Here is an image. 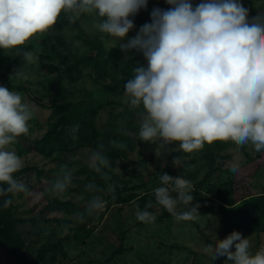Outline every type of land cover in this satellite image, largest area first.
I'll use <instances>...</instances> for the list:
<instances>
[{"label": "clouds", "instance_id": "9594fccd", "mask_svg": "<svg viewBox=\"0 0 264 264\" xmlns=\"http://www.w3.org/2000/svg\"><path fill=\"white\" fill-rule=\"evenodd\" d=\"M165 2L168 9H153L151 22L128 38L135 28L134 17L147 8L148 0H0V49H17L33 35L47 31L62 11L77 17L95 13L103 18L100 32L119 38L121 52L129 55L136 50L146 60L133 68L124 88L129 106L142 105L146 112L139 137L162 150L157 156L174 151L169 149L173 143L185 153L200 150L205 143L228 140L237 145L250 142L256 152L264 150V10L249 17V9L240 0H200L196 5L192 0ZM33 114L19 93L0 86V184L9 185L0 188V195L27 191L13 176L23 166L22 159L6 148L29 132ZM78 128L74 126L72 132ZM108 165L101 153L94 155L92 166L97 172ZM173 166H182L180 156L173 159ZM66 167L51 183L53 195L71 185ZM231 171L236 172L237 166ZM159 179L164 186L154 189L157 203L178 220L191 219L200 205L191 203L190 181L166 173ZM87 189L97 190L94 184ZM180 202L190 206L189 211L176 212ZM11 203L5 200L4 207ZM105 203L93 197L89 214L102 211ZM135 215L144 223L156 219L139 207ZM215 239V244L207 245L212 260L226 257L225 264H264V249L252 254L249 238L240 232Z\"/></svg>", "mask_w": 264, "mask_h": 264}, {"label": "rangeland", "instance_id": "374dc122", "mask_svg": "<svg viewBox=\"0 0 264 264\" xmlns=\"http://www.w3.org/2000/svg\"><path fill=\"white\" fill-rule=\"evenodd\" d=\"M160 1L165 2V0ZM253 1L257 6L264 5V0ZM156 2V0H148L147 6L151 11L159 8ZM198 3H200V0H196L195 5ZM83 15H86V18L80 17L81 15L76 17L68 27L61 31L48 29L47 33L50 36L47 40L48 46L53 47L54 45L58 51L68 52L72 49V46L80 43L77 38L74 39V36L78 33L83 34L85 38L101 36L107 49L119 45V38L100 32L98 24L103 18L95 13ZM136 16L134 17V24ZM136 33L137 29L134 28L128 33V38L134 37ZM42 37H44L43 33H37L24 45L30 43L38 45ZM126 39L124 42H126ZM21 46L17 49H0L2 52L0 54V75L5 72L7 62L13 61L19 54ZM82 48L86 54L89 53L88 45L84 44ZM21 51L23 57L21 60L12 63L9 76L16 78L15 81H10L12 84H17V80L20 78L21 82L28 88L27 91L19 94L22 97V103L28 104L33 109L34 114L28 122L29 132L27 135L31 139H35L41 137L47 131V118L51 113L50 108L43 105L48 103L52 92L42 74L48 73L55 76L58 70L48 72L40 68L37 64L38 57L34 52L26 49ZM29 54L30 58L26 59ZM132 54L133 52L126 56L129 57ZM70 62L72 60H68V63ZM100 64L107 71L104 77L98 76L95 68L90 65L80 66L71 71L66 70L65 64L61 65L63 67L62 76H65L64 83L74 87L78 86L77 90H86L88 94L91 92L94 98L102 101L106 99L114 100L105 104L104 108L95 116L97 126H101L107 120L109 112L114 111L124 113L125 119L120 118L118 120L119 127H122L126 122H129L130 109H136L137 111L132 114V121L127 124L135 145L134 151L127 158L118 160L115 167L116 176L104 188L103 196L95 194L93 197L99 196L103 199L108 194H112L115 184L133 186L147 182V186L151 185L150 177L140 161L144 160L150 170L157 166L160 168L170 166L176 170L178 177L183 176L186 180L194 182L202 179L212 166L216 168L219 164L218 155L220 154H224V163L221 166L225 171H214L211 181L235 180V196L237 198H240L244 193H259L264 190V154L260 158L248 162L247 160L250 157H254L258 153L250 142L245 145H237L230 140L228 145L221 150L213 148V153L208 152L207 157L204 156L206 144L200 150L185 153L178 147V144L173 143L169 146V149H174V151L157 156L156 152L159 155L162 150L154 144L140 140L139 137L140 125L146 118V112L143 110L142 105L139 108L130 107L125 90L120 91L118 94L110 93L105 98L99 92L101 85L125 76L122 67L118 65L114 67L104 62ZM16 72H19V74H16ZM0 86H4L2 79H0ZM9 90L17 91L14 87ZM74 95L78 100L81 99L76 96V92ZM15 144L16 141L14 140L13 143L7 146L6 150L13 152ZM94 155L93 148L88 146L73 149L69 153L56 152L51 158H45L35 152H25L19 155L23 162L21 168L31 166L34 169L29 176L22 173L17 179L26 187L30 186L26 192H15L13 204H16L18 215L34 216L53 200L54 195L49 189L51 183L57 177L63 175L62 166L71 164L65 172H70L72 178L78 180L71 183L72 189L67 194H59L60 202L71 200L74 207L68 209L64 204L58 202L51 207H46L44 213L46 218H56L50 223L59 230L58 233L61 237L69 234L70 237L62 241L64 249L68 250V256H63L64 250H60L55 253L54 258H51L50 251L45 254V261H41L39 264H92L100 261H102L101 264H165L164 261L168 259L172 260V264H225L226 257H218L212 260V251L207 247L208 244H215V236L217 239L223 240L231 233L222 228V222L217 215L209 213L197 216L190 221L178 220L175 216L168 218L162 215L164 208L157 203L155 198V200L149 201V205L152 206V210H149V212L156 217L155 221L152 223L138 221L135 215L137 207L140 210H146L145 207H140L137 204L138 197L143 194L146 186H139L133 190L128 189L126 193L135 192L136 197L134 199L128 203H118L109 209L104 207L102 211L95 212L93 218L90 219L87 210L93 197L91 200L86 197L89 191L87 186L92 182L88 179L87 173L81 171V169L87 165H93ZM179 156L181 157L182 166L174 167L173 159ZM233 165L237 166L236 172H231ZM188 169L191 170L188 171ZM38 171L41 172L38 173ZM122 178H125V181H122ZM103 200L105 201V199ZM210 201V197L207 196L202 197L201 200H196V203L201 206L203 203ZM161 215L163 216L162 219L158 220ZM57 218L69 219V223H62ZM123 230H126L124 237L121 235ZM77 231H81L80 236L76 235ZM45 234H47V231H45ZM30 236L36 238L34 234ZM242 236L249 238L252 254L264 249V232L250 231L242 234ZM44 240V238H41L36 242L31 258L37 255L36 250L45 242ZM121 243L123 244V252H119L106 261ZM172 243L178 244L180 247H170L171 250L169 251V246ZM232 250L234 251V249Z\"/></svg>", "mask_w": 264, "mask_h": 264}, {"label": "trees", "instance_id": "16d2710c", "mask_svg": "<svg viewBox=\"0 0 264 264\" xmlns=\"http://www.w3.org/2000/svg\"><path fill=\"white\" fill-rule=\"evenodd\" d=\"M156 1V4L160 9H168L170 7L166 2L160 0ZM192 3L195 5L196 0H192ZM241 3L244 7L249 9V17L255 16L257 10H264V5L257 6L253 0H241ZM151 12L152 11L148 6L146 9H141L138 12L135 19V28L137 29V32L145 23L151 22ZM76 17L77 16L73 15L71 12L62 11L55 25H53L50 30L61 31L68 27ZM80 17L86 18V15L81 14ZM43 35L44 37L40 39L38 45L31 43L22 45L21 50L26 49L34 52L38 57L37 64L40 68H43L48 72L58 70L55 76L48 73L42 74L52 92L48 103L43 104L44 106H47V108H50L51 111L47 118L48 129L39 138L31 139L27 134L16 138L15 149L13 152H15L17 156L25 152H35L45 158H51L56 152L69 153L76 148L86 146L92 147L95 154L101 153L108 159L109 165L102 168L100 172H97L91 165H87L81 169V171L87 173L88 179L97 189L96 191H88L86 198L91 200L95 194H100L102 197L104 188L107 187L116 176L115 167L118 160L121 158H127L135 149L127 124L132 121V114L137 110L130 109L129 112L131 114L128 118L129 122H126L122 127H119L118 120L120 118L125 119V115L123 112L114 111H110L107 120H105L101 126H97L95 116L104 108L105 104L111 103L114 100L106 99L105 101H102L94 98L91 92L88 94L86 90H77L78 86L74 87L70 86L68 83H64L65 76H62L61 71L63 67L61 65L65 64L67 71L77 69L80 66L90 65L95 68L98 76L102 77L106 76L107 71L101 67L100 63L104 62L111 64L114 67H117V65L121 66L125 76L120 79H113L112 82L101 85L99 88V92L105 98L110 95V93L118 94L120 91H124V85L134 74L133 68L137 64H146V60L142 53L137 52L136 50L132 51L133 54L131 56H126L125 53L120 51L119 45L107 49L103 38L99 35L93 38H85L83 34H76L74 39L77 38L80 43L72 46V49L68 52L58 51L54 45L53 47L48 46L47 40L50 36L47 31L43 32ZM84 44L88 45L89 53L87 54L82 48V46L84 47ZM21 50L13 61L7 62L5 72L0 75L4 87H7L8 89L14 87L18 93H23L24 91H27L28 88L21 82L20 78H18L19 80H17V84H12L16 78H11L9 76V70L14 61L22 59L23 54ZM0 54H2L1 51ZM68 60H72V62L68 63ZM29 71L31 72V70ZM75 92L77 93L76 96L79 99L81 98L80 100L75 98ZM76 125H79V128L73 133L72 129ZM74 136L75 138H73ZM228 141H215L212 144L205 143L206 151L204 152V156L207 157L208 152L213 153V148H216V150L223 149L228 145ZM262 154H264V150L258 152L254 157H250L247 161L252 162L253 160L260 158ZM223 161L224 154L218 155L219 164L216 168L212 166L202 179L190 182V194L194 197V200L191 203L196 204V200H201L202 197L207 196L210 197L211 201L203 203L198 208V212L192 214L191 219L183 221H190L197 216L210 213L219 217V220L222 222V228L225 231H238L241 234L250 231H255L257 233L264 232V190L259 193H244L240 198H237L235 196V180H224L221 182L211 181V178H213L212 173H214V171L224 170L223 166H221L224 163ZM59 162L62 164L61 161ZM140 164L144 166L147 175L150 177L151 185L147 186V182L133 186H128L127 184H115L113 193L103 197L106 202V209H109L111 206H115L118 203H128L130 200L134 199L136 197L135 192L132 191V193H126L128 189L133 190L139 186H146L143 194L138 197L137 204L140 207H145L147 211L152 210L149 201L155 200L154 189L164 186L160 182L159 175L166 173L173 178L178 177L176 170L170 166H166L165 168L157 166L153 170H150V168L146 166L144 160L142 162L140 161ZM65 166L67 167L64 171H67L71 164H66ZM33 169L34 167L31 166H25L19 169L13 174L14 179L17 180L22 173L29 176ZM190 170L188 169V171ZM40 172L41 171H38V173ZM75 181L78 180L72 178L71 183ZM122 181H125V178H122ZM8 187L9 185L7 183L0 184V188L7 189ZM28 187L30 186H27V189ZM71 187L72 186L70 185L63 193L67 194L68 191L72 189ZM14 195L15 192L7 193V195H0V264H39L41 261H45V254L50 251L51 258H54L55 253L60 250H64L62 253L63 256H68V250L64 249V243L62 241L68 239L70 237L69 234L61 237L58 233L59 230L50 223L56 218L44 217L46 207H51L55 203L60 202L59 194L54 195L53 200L45 207L41 208L34 216H22L17 214L16 204H13ZM171 195L175 198L176 192L172 191ZM113 197H115V199H113ZM8 199H10L12 203L8 207H4V202ZM60 203L64 204L68 209L74 207V203H72L71 200ZM189 208L190 206L184 205L180 202L175 211H189ZM87 212L89 213V209ZM94 214L95 212L90 214V219L93 218ZM162 215L168 218L174 216L166 209H164ZM162 215L158 220L162 219ZM57 219L62 223H69V219ZM45 231H47V234H45ZM80 232L81 231H77L76 235L80 236ZM31 234H34L36 238H31ZM125 234L126 230L121 231L123 237ZM41 238H44L45 242L37 248V255L34 258H31L36 247V242ZM176 246L178 248L180 247V245L172 243L168 250L170 251V247L173 248ZM123 250V244L121 243L106 261L117 255L119 252H123ZM101 263L102 261L92 264ZM164 263L172 264V260H165Z\"/></svg>", "mask_w": 264, "mask_h": 264}]
</instances>
